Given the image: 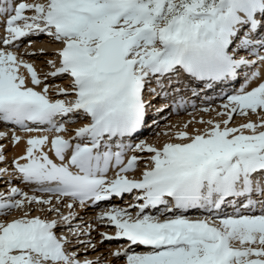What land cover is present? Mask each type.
I'll return each instance as SVG.
<instances>
[{
	"label": "snow or ice",
	"instance_id": "obj_1",
	"mask_svg": "<svg viewBox=\"0 0 264 264\" xmlns=\"http://www.w3.org/2000/svg\"><path fill=\"white\" fill-rule=\"evenodd\" d=\"M0 123V264H264V0H0Z\"/></svg>",
	"mask_w": 264,
	"mask_h": 264
},
{
	"label": "bare ground",
	"instance_id": "obj_2",
	"mask_svg": "<svg viewBox=\"0 0 264 264\" xmlns=\"http://www.w3.org/2000/svg\"><path fill=\"white\" fill-rule=\"evenodd\" d=\"M30 39L33 40L32 46L28 49L29 52L32 51H39L41 48H43L45 50V55H35V56H27L25 57V59L29 60V62L33 63L34 66L36 67L37 71L41 74L43 73H47L46 70L48 69V65L46 64V61L49 60L50 55L52 54L53 50L51 48H48L49 44H54L52 42H50L49 37L47 36H39V37H31ZM24 49V44L21 45V51H23ZM22 72H25L24 69H21ZM25 74L27 75V73L25 72ZM243 80V76H241L235 83H229L226 87L223 88H218L216 92H214V94L210 95L214 98V103H219L218 100H215V97L218 94H222V93H231L235 88H237L239 86V84L242 82ZM48 83L50 85H53V90H55V86L59 85V86H64L66 85L68 82H66V79L63 77L57 78L56 80L53 79H49ZM51 94V93H50ZM158 106L165 103V101L163 100H157L155 102ZM197 103H199V101H197ZM191 110H189L190 113ZM189 113H186L184 111H180L178 114H171V109H169L167 112H165L163 115L167 116V120H161L160 126L159 128H146L144 130H142V132L140 133V138H146L150 143H157L159 145L160 142L162 141H166L167 137L166 136H159L157 137L156 135H154V132H158L161 129H163L165 127L166 124L171 123V124H183L187 121H189L190 119H192V115H190ZM201 116L200 113H196L195 114V118L199 119ZM204 119H208V116H204ZM157 119H159V117H157ZM241 122H244L242 120L241 117L239 116H235L234 117V123L235 124H239ZM79 124L78 123H69L67 124V127L69 129H75L76 127H78ZM203 125L200 124H193L190 125L188 128L189 132H192L194 128H203ZM0 131H5L9 134V136L11 135V131L12 128L5 126L3 123H0ZM16 134L22 137V140L17 142V143H12L9 140H5L3 143L5 145L6 148V157L8 159V166H11V161L14 157H17L19 155H22L24 152V149L26 147V139L28 136L30 135H53L52 133H26L23 132L19 129H16ZM65 135H68V133H65ZM47 150V148L45 149ZM0 166H4V165H0ZM15 183V182H14ZM23 187V185H18ZM131 199L130 196H125L124 197V201H129ZM124 201H120L119 199H114L112 201L113 204H122ZM107 205L105 204H101L100 207L104 208ZM96 211H98V209H89L87 213H82L83 218L86 221H90L92 220V216L93 213H95ZM11 218V217H9ZM111 229H101V231H109L110 232ZM95 236V233L93 234ZM96 239H99V237H96ZM120 246V242L117 241H111V242H105L103 245H100L99 247V252L98 254H104L107 253L109 250H114L117 247ZM139 250V249H138ZM97 253H91L90 256H92L94 258V256ZM109 260H111L112 258L109 256L107 257ZM113 264H121L120 261H114Z\"/></svg>",
	"mask_w": 264,
	"mask_h": 264
},
{
	"label": "rangeland",
	"instance_id": "obj_3",
	"mask_svg": "<svg viewBox=\"0 0 264 264\" xmlns=\"http://www.w3.org/2000/svg\"><path fill=\"white\" fill-rule=\"evenodd\" d=\"M96 255H98V253H97ZM96 255H95V256H96ZM95 256H94V257H95Z\"/></svg>",
	"mask_w": 264,
	"mask_h": 264
}]
</instances>
